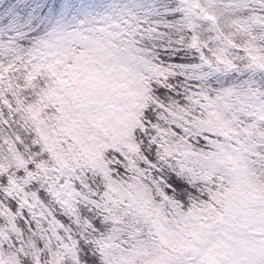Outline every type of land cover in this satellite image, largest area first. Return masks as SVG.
I'll return each mask as SVG.
<instances>
[{
    "label": "snow or ice",
    "instance_id": "snow-or-ice-1",
    "mask_svg": "<svg viewBox=\"0 0 264 264\" xmlns=\"http://www.w3.org/2000/svg\"><path fill=\"white\" fill-rule=\"evenodd\" d=\"M0 264H264V0H0Z\"/></svg>",
    "mask_w": 264,
    "mask_h": 264
}]
</instances>
